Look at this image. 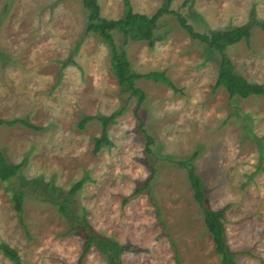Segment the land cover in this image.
<instances>
[{
	"label": "rangeland",
	"instance_id": "374dc122",
	"mask_svg": "<svg viewBox=\"0 0 264 264\" xmlns=\"http://www.w3.org/2000/svg\"><path fill=\"white\" fill-rule=\"evenodd\" d=\"M124 1L97 0L101 17L119 19ZM129 1L134 12L150 16L166 2ZM170 10L200 33L264 22V0H170ZM86 23L83 0H0V119L37 127L0 126L6 161L22 164L9 183L0 181V243L16 249L21 264H75L83 236L30 182L49 184L53 199L63 200L81 180L69 208L126 248L120 264H220L187 168L178 164L191 159L208 205L227 208L226 241L240 252L237 264H262L264 98L214 90L220 53L193 40L168 14L153 47L113 32L132 72L165 71L173 83L137 79L140 102L121 91L109 47L86 33ZM226 53L240 75L264 85L262 28ZM119 111L107 127L109 143L94 153L102 124L83 120ZM13 191L24 196L22 217ZM0 264L15 263L0 251ZM84 264L108 261L93 248Z\"/></svg>",
	"mask_w": 264,
	"mask_h": 264
},
{
	"label": "trees",
	"instance_id": "16d2710c",
	"mask_svg": "<svg viewBox=\"0 0 264 264\" xmlns=\"http://www.w3.org/2000/svg\"><path fill=\"white\" fill-rule=\"evenodd\" d=\"M124 4V14L119 19L108 20L101 17L97 0H83V6L87 11L86 33H94L109 47L113 74L122 92H128L131 96L138 97L141 102L144 98V93L135 86V81L137 79L161 82L170 88L174 86L165 71H154L148 74H137L132 72L125 51L123 49L119 50L115 45L113 32H120L127 41H146L153 47L155 31L159 28L160 19L165 15L174 14L180 26L193 40L201 42L208 48L220 53L221 61L218 68L216 83L213 86L214 90L222 87L231 98L236 96L244 99L251 96L264 98V85L250 83L245 77L240 75L226 53L227 47L236 45L242 40L248 42L254 27L258 26L264 30V22L252 21L250 24L231 29L211 30L206 33H200L188 24L180 13L170 10V0H166L165 4L151 16L134 12L129 0H125ZM120 113L121 111L108 117L89 116L83 120V123L91 120H98L102 124L101 136L95 138L94 153L97 154L102 145L109 143L106 134L107 127ZM17 123L28 128L37 129L35 125L21 118L14 120L0 119V126H12ZM151 141L152 140H149V142ZM195 156L196 153L194 154V157ZM190 161L191 159L189 161H178V164L187 168L189 182L194 192V199L202 210L206 228L213 238L215 252L221 258L220 264H237L236 257L240 252L230 251L226 241L225 212L227 208L215 210L208 205L205 183ZM21 166L22 164L14 165L8 163L3 152L0 150L1 182L9 183ZM30 183L41 186L42 190L49 195V200L57 206L59 212L72 220L71 229L79 230L83 236V250L75 264H84L86 256L93 248L107 259L108 264H120V256L125 252L126 248L116 241L96 232L93 227L80 220L79 215L69 208L68 203L72 204L74 202L73 197L82 188L83 181L80 180L76 182L67 195L62 196L63 200H60V196L53 199V194L55 193L49 189V184L43 186L37 179L31 180ZM139 191L140 190H137V192ZM11 198L16 212L22 217L24 211L22 207L24 196L18 191H13ZM128 199L129 198L124 199L125 203L128 202ZM0 251L15 264H21V258L16 249L0 243ZM261 262L264 264L263 260H261Z\"/></svg>",
	"mask_w": 264,
	"mask_h": 264
}]
</instances>
